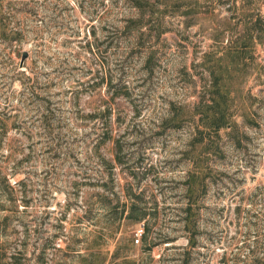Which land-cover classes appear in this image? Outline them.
I'll list each match as a JSON object with an SVG mask.
<instances>
[{
  "label": "rangeland",
  "instance_id": "rangeland-1",
  "mask_svg": "<svg viewBox=\"0 0 264 264\" xmlns=\"http://www.w3.org/2000/svg\"><path fill=\"white\" fill-rule=\"evenodd\" d=\"M135 2L0 0V264H264V0Z\"/></svg>",
  "mask_w": 264,
  "mask_h": 264
},
{
  "label": "trees",
  "instance_id": "trees-1",
  "mask_svg": "<svg viewBox=\"0 0 264 264\" xmlns=\"http://www.w3.org/2000/svg\"><path fill=\"white\" fill-rule=\"evenodd\" d=\"M146 4L151 5L149 0H136L134 6L136 9L140 10L141 16H143L146 11L142 9L146 6ZM141 16L139 18H141ZM226 54H221L220 56H216V60H222ZM235 56H239L238 54ZM211 76L221 75L222 72L217 70L216 68L207 67ZM213 83V82H212ZM209 101V102H208ZM200 108V109H199ZM196 113L200 117V121L203 122L202 125L208 129L213 130L215 133L218 130L229 124V111H228V94L222 91L221 89H212L210 90V94L207 101H201L197 104ZM200 133L201 131L198 130ZM193 182H195L193 178ZM191 189H192V185ZM127 213L124 215V219H126V224L137 223L145 219L146 212L139 209L138 205L135 201H131L126 206ZM123 214V212H121ZM185 227H191V218L186 217L185 219ZM149 229L147 226L146 220L143 222V227L141 228V241L142 243L146 241ZM118 255L117 252L114 254V258L112 260V264H135V262L131 261L129 258H123L122 260H117Z\"/></svg>",
  "mask_w": 264,
  "mask_h": 264
},
{
  "label": "water",
  "instance_id": "water-1",
  "mask_svg": "<svg viewBox=\"0 0 264 264\" xmlns=\"http://www.w3.org/2000/svg\"><path fill=\"white\" fill-rule=\"evenodd\" d=\"M27 56V52L26 51H24L23 53H22V57H21V60L23 61L24 60V58Z\"/></svg>",
  "mask_w": 264,
  "mask_h": 264
},
{
  "label": "built area",
  "instance_id": "built-area-1",
  "mask_svg": "<svg viewBox=\"0 0 264 264\" xmlns=\"http://www.w3.org/2000/svg\"><path fill=\"white\" fill-rule=\"evenodd\" d=\"M140 234H141V231H140Z\"/></svg>",
  "mask_w": 264,
  "mask_h": 264
}]
</instances>
